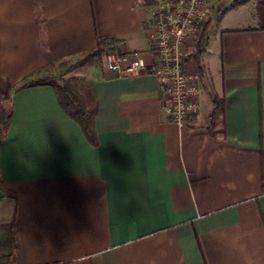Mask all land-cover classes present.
<instances>
[{"label":"crops","instance_id":"crops-1","mask_svg":"<svg viewBox=\"0 0 264 264\" xmlns=\"http://www.w3.org/2000/svg\"><path fill=\"white\" fill-rule=\"evenodd\" d=\"M212 5L201 112L183 126L164 114L149 70L120 76L104 54L87 77L97 147L52 86L3 102L12 119L0 138V205H8L0 227H14V264H264V22L257 0ZM152 8L147 0H0V91L30 76L65 78L100 39L152 67ZM223 10L229 27L214 24ZM193 49L194 39L190 76L199 75ZM214 97L225 104L211 133Z\"/></svg>","mask_w":264,"mask_h":264},{"label":"built area","instance_id":"built-area-1","mask_svg":"<svg viewBox=\"0 0 264 264\" xmlns=\"http://www.w3.org/2000/svg\"><path fill=\"white\" fill-rule=\"evenodd\" d=\"M150 2L153 8L147 33L155 64L149 68L140 59L129 61L113 52L104 54V62L109 71L123 77L140 76L149 70L159 82L164 114L172 123L183 126L201 112V78L187 74L185 57L188 43L197 37L203 23L213 14L212 0Z\"/></svg>","mask_w":264,"mask_h":264},{"label":"trees","instance_id":"trees-1","mask_svg":"<svg viewBox=\"0 0 264 264\" xmlns=\"http://www.w3.org/2000/svg\"><path fill=\"white\" fill-rule=\"evenodd\" d=\"M147 1L150 2V0ZM256 16L262 23L264 22V0H257ZM211 26L212 19L203 23L199 34L194 39V51L189 55V57L194 58L197 62L199 76L204 74V45L208 40V33ZM114 44L112 40L100 39L97 51L94 55L101 57L106 52H113L110 46ZM39 85H49L55 89L59 104L63 111L80 125L87 140L94 147H97L98 142L93 128V120L97 112L96 107L93 106V102L90 98L86 103H83L79 96L73 91L68 81L62 76H30L25 78L17 88L11 90L7 94H3L0 91V127L3 128L2 134L4 135L7 132L12 119V110L8 109V111H6L3 102H11L13 94ZM224 102V99L219 97H214L213 99V109L207 117V129L211 133H213L212 131L216 127V117L224 109ZM88 103L90 104L89 107L86 106ZM15 251L16 240L14 227L10 224L2 225L0 227V252L4 253L5 256L0 257V264H14Z\"/></svg>","mask_w":264,"mask_h":264},{"label":"rangeland","instance_id":"rangeland-1","mask_svg":"<svg viewBox=\"0 0 264 264\" xmlns=\"http://www.w3.org/2000/svg\"><path fill=\"white\" fill-rule=\"evenodd\" d=\"M226 7H229V3ZM223 13L220 14L218 13L215 16V22L214 24L218 25L220 21H222V26H228L229 27V12L223 10ZM225 15V16H224ZM215 25V26H216ZM188 52V51H187ZM101 62V57L96 56V55H89L87 57H79L73 61L70 62V64L66 68L65 72V79L68 81L70 84L71 88L73 91L79 96L81 101L83 103H86L87 100H89V96L91 95L90 92V87H89V82H88V75L91 70V66L93 64H98ZM201 83V79L199 81V86ZM6 111H8V108H5ZM2 127H0V138L2 136ZM8 205L7 204H1L0 205V213L3 214L4 212L7 211Z\"/></svg>","mask_w":264,"mask_h":264}]
</instances>
